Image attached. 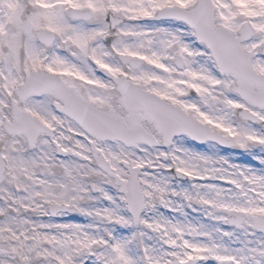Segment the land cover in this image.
I'll use <instances>...</instances> for the list:
<instances>
[{
    "label": "snow or ice",
    "instance_id": "6c2138e0",
    "mask_svg": "<svg viewBox=\"0 0 264 264\" xmlns=\"http://www.w3.org/2000/svg\"><path fill=\"white\" fill-rule=\"evenodd\" d=\"M0 264H264V0H0Z\"/></svg>",
    "mask_w": 264,
    "mask_h": 264
}]
</instances>
